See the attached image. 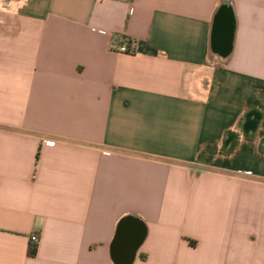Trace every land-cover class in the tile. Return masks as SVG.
<instances>
[{"label": "crops", "instance_id": "obj_1", "mask_svg": "<svg viewBox=\"0 0 264 264\" xmlns=\"http://www.w3.org/2000/svg\"><path fill=\"white\" fill-rule=\"evenodd\" d=\"M0 264H264V0L0 10Z\"/></svg>", "mask_w": 264, "mask_h": 264}, {"label": "water", "instance_id": "obj_2", "mask_svg": "<svg viewBox=\"0 0 264 264\" xmlns=\"http://www.w3.org/2000/svg\"><path fill=\"white\" fill-rule=\"evenodd\" d=\"M231 29L230 13L227 9L219 12L217 22L214 27V48L224 53L227 50Z\"/></svg>", "mask_w": 264, "mask_h": 264}, {"label": "built area", "instance_id": "obj_3", "mask_svg": "<svg viewBox=\"0 0 264 264\" xmlns=\"http://www.w3.org/2000/svg\"><path fill=\"white\" fill-rule=\"evenodd\" d=\"M135 47L136 45L132 41L126 44H118L117 41L112 40L109 44V49L112 52H116V53L132 54L135 52ZM31 240L35 243L38 242L37 236H32Z\"/></svg>", "mask_w": 264, "mask_h": 264}, {"label": "rangeland", "instance_id": "obj_4", "mask_svg": "<svg viewBox=\"0 0 264 264\" xmlns=\"http://www.w3.org/2000/svg\"><path fill=\"white\" fill-rule=\"evenodd\" d=\"M26 2L27 0H0V10H7L9 13L17 12L18 8Z\"/></svg>", "mask_w": 264, "mask_h": 264}, {"label": "trees", "instance_id": "obj_5", "mask_svg": "<svg viewBox=\"0 0 264 264\" xmlns=\"http://www.w3.org/2000/svg\"><path fill=\"white\" fill-rule=\"evenodd\" d=\"M220 11H217L214 17V25L217 22V17ZM212 50L215 51L213 43H212ZM191 244V242H189ZM36 254V247L34 245L30 246L29 250H28V256L30 257H34Z\"/></svg>", "mask_w": 264, "mask_h": 264}]
</instances>
